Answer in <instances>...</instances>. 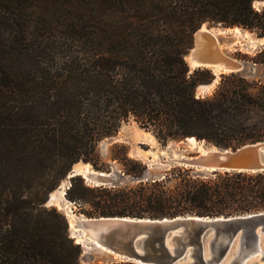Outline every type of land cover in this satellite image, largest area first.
Returning <instances> with one entry per match:
<instances>
[{
    "label": "trees",
    "instance_id": "trees-1",
    "mask_svg": "<svg viewBox=\"0 0 264 264\" xmlns=\"http://www.w3.org/2000/svg\"><path fill=\"white\" fill-rule=\"evenodd\" d=\"M253 1L0 0V264H81L64 214L42 204L72 164L97 169V142L130 117L161 144L264 140V83L221 73L210 96L196 97L215 77L184 60L203 24L264 35V6ZM250 60L264 67V47ZM113 157L129 174L145 170L125 148ZM176 170L131 188L88 187L75 175L64 197L86 217L264 210V171Z\"/></svg>",
    "mask_w": 264,
    "mask_h": 264
},
{
    "label": "water",
    "instance_id": "water-1",
    "mask_svg": "<svg viewBox=\"0 0 264 264\" xmlns=\"http://www.w3.org/2000/svg\"><path fill=\"white\" fill-rule=\"evenodd\" d=\"M253 6H264V0L253 1ZM204 26L206 29L232 28L219 23L211 27L203 24L193 33L191 47L184 54L190 71L198 67L207 68L216 77L213 68L217 66L222 70L219 74L249 70L244 63L221 52L216 46L220 44L217 36L203 30ZM256 39L261 40L260 46L264 47V35ZM197 86L194 94L199 97ZM107 138L116 139V134ZM209 146L213 149L198 153L193 156L196 158L187 162H179L205 171H264V140L244 143L235 148ZM74 164L63 178L68 182L65 190L70 185V178L79 175L73 169ZM91 171L87 176L99 183L97 186L113 184L112 174L107 177L100 175V171L92 167ZM42 205L53 206L51 191ZM80 217L76 221L77 227L89 233L120 261L137 264H246L254 252H259L264 260V251L260 248L264 239V210L232 216ZM230 254L231 258L225 261Z\"/></svg>",
    "mask_w": 264,
    "mask_h": 264
},
{
    "label": "rangeland",
    "instance_id": "rangeland-1",
    "mask_svg": "<svg viewBox=\"0 0 264 264\" xmlns=\"http://www.w3.org/2000/svg\"><path fill=\"white\" fill-rule=\"evenodd\" d=\"M211 27V26H207ZM233 28V27H232ZM240 28V27H239ZM246 31L248 34L241 37V41L238 40L235 35L232 34H224L218 35L217 38L220 43V50L225 55L232 57L246 65L249 70L238 72L241 73L246 79L249 81H260L264 83V67L254 64L251 62L250 58L256 53L257 50L262 48L256 41V37L258 36L254 31H250L247 29L240 28L241 34ZM233 44L230 46V44ZM207 69V68H206ZM229 73V72H227ZM216 78V77H215ZM218 81V77L216 79ZM217 82L213 85V87L206 90L202 93L199 97L210 96L214 88L216 87ZM137 128L146 131L145 129L141 128L136 121L133 120L132 117L128 118L127 121H124L120 124L118 130L112 134H116V139H109L103 137L101 140L97 142L96 151L98 155V163L97 169L92 166L90 162V168L92 167L95 170L102 171L104 173H109L113 175L114 181L112 185H104L107 187L116 186L119 188H131L135 187L139 181H145L146 179H154L159 178L162 179L165 173H170V176L176 173V169L178 168H190V175L194 177H206L211 176L212 171H205V170H197L193 167L186 166L180 162H182V158L185 157H193L200 153L199 148L192 147L184 141L181 140H167L165 144H161L154 135L150 132L155 142L153 144H148L143 141L135 139L133 136L134 130ZM111 136V135H110ZM204 149L212 148L208 144L203 142L202 144L198 142ZM116 145V146H114ZM114 146V147H113ZM126 149V156L133 160L139 161L141 164L145 166L144 172L140 176H134L129 174L125 171L124 161L122 159L114 158L113 155L122 158V153L124 148ZM136 151L142 152V154L146 155V159H144L141 155H138ZM175 156V157H174ZM180 161V162H179ZM83 162V161H78ZM126 164V163H125ZM174 168V169H173ZM65 181V187L68 185L67 180ZM83 180V184L88 187H94L93 184L88 183ZM62 182V181H61ZM60 182V184H61ZM174 180L170 181L168 185H172ZM60 184L58 187H60ZM102 186V185H101ZM64 187V190H65ZM52 192V191H51ZM53 206L56 207L59 211H61L67 218L66 209L70 211L76 218H80L83 216L79 212V208L77 204H74L68 201L64 195L60 200V205L53 203ZM68 222V218L66 219ZM69 225V222H68ZM70 232L69 236L72 237V231L69 227ZM76 243L75 237H72ZM80 246V255L79 261L81 264H111L113 262H119L120 260L117 259L111 252H107L102 250L95 245L90 243H78ZM262 250H264V239L261 242ZM260 257L259 254H256L252 259H250L246 264H251L255 260ZM257 264H263V262H258Z\"/></svg>",
    "mask_w": 264,
    "mask_h": 264
},
{
    "label": "bare ground",
    "instance_id": "bare-ground-1",
    "mask_svg": "<svg viewBox=\"0 0 264 264\" xmlns=\"http://www.w3.org/2000/svg\"><path fill=\"white\" fill-rule=\"evenodd\" d=\"M255 6H257L255 4ZM203 30L211 33L213 36H218V35H224V34H232V35H235V37L238 39L236 40L237 41H241V37L243 35H247L248 33L246 31H244L243 34H241L240 32V29L238 27H233V28H226V29H221V28H210V29H206L205 26L202 28ZM255 41L261 45V40H258L255 38ZM233 44L235 43H232L230 44V46H232ZM218 47V49L220 50V44H217L216 45ZM213 71L214 73L217 75L216 78L213 80L212 83L210 84H199L197 86V92L201 95L202 93H204L206 90H209V88L213 87V85L217 82V77L219 76V72H222L221 68L220 67H216V68H213ZM226 72V71H225ZM135 129V128H134ZM133 136L135 137V139L137 140H140V141H143L145 143H148V144H153V142H155V139L153 137V135L148 132V131H143L142 129H135L134 130V134ZM187 143L189 145H191L192 147H196V148H199V151L200 153H204L208 150H212L213 148H210V149H204L201 145L198 144V141L194 138V137H187L186 140ZM136 153L138 155H141L144 159H146V155L142 154V152L140 151H136ZM175 157V156H174ZM192 158H196V157H183L182 158V162H187L189 160H191ZM215 165H218L217 162L214 163ZM73 169L76 171L77 174H79L83 179H85L86 182L88 183H91L93 184V186H97L99 183H97L96 181H93L91 179L88 178L87 174L89 172H92L91 171V168H90V165L88 163H76L73 165ZM199 170H205V169H199ZM100 175H103V176H111V174L109 173H104L102 171L98 172ZM67 180V179H65ZM64 187H65V181L62 180L61 184H60V187L57 188V189H54L52 192H51V201L53 203H56L58 205H60V200L62 199L63 195H64ZM66 215L68 216V222H69V227L72 231V237H75L76 239V243H90L92 245H95L96 247H99L101 248L102 250L104 251H107V252H110L109 250H107L104 246H102L99 242H97L94 238L91 237V235H89V233H87L86 231L84 230H81L77 227L76 225V221L77 219H80V218H76L75 215H73L72 213H70V211H68L66 209ZM261 250H262V247H260ZM264 251V250H262ZM256 254H259V252H254L252 254V258L256 255ZM231 258V254L228 255L227 259L225 261H227L228 259ZM264 260L261 258V255L260 257L255 260V264H257L258 262H263ZM264 263V262H263Z\"/></svg>",
    "mask_w": 264,
    "mask_h": 264
}]
</instances>
